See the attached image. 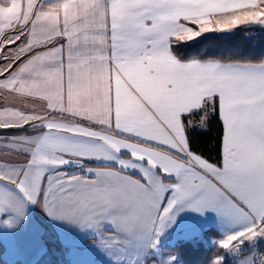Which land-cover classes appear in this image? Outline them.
<instances>
[{
    "label": "crops",
    "instance_id": "0c3cea01",
    "mask_svg": "<svg viewBox=\"0 0 264 264\" xmlns=\"http://www.w3.org/2000/svg\"><path fill=\"white\" fill-rule=\"evenodd\" d=\"M0 7L13 24L0 35V130H26L0 135V208L14 206L19 217L13 227L0 222L1 262L49 263L60 251L82 262L182 264L165 251L179 241L226 249L256 240L264 229L258 154L251 182L221 188L197 211L173 199L170 178L141 183L139 158L152 149L115 113L123 100L158 120L146 83L172 64L219 66L246 81L264 76V63H183L170 52L172 41L263 29L264 0H0ZM130 29L154 52L153 75L113 61L109 82L113 44L118 54L131 49ZM54 201L72 211L53 213Z\"/></svg>",
    "mask_w": 264,
    "mask_h": 264
},
{
    "label": "snow or ice",
    "instance_id": "6c2138e0",
    "mask_svg": "<svg viewBox=\"0 0 264 264\" xmlns=\"http://www.w3.org/2000/svg\"><path fill=\"white\" fill-rule=\"evenodd\" d=\"M227 27L224 25L222 30ZM127 38L134 41L131 49L125 47L118 54L113 44L109 82L113 61L118 67L134 65L145 71L147 77L153 75L149 58L154 52L134 29L128 31ZM159 76L158 80L146 83L154 97L153 109L158 120L155 117L145 119L138 109L127 106L123 100L115 113L125 130L134 132L152 149L139 158L146 165L136 173L142 177L141 183L146 184L157 175L161 179L170 178L177 186L173 199L203 211L204 206L215 202L221 188L235 191L254 179L252 157L258 154L259 175L264 187V76L246 81L226 75L219 66L177 64L161 71ZM193 104L197 106L192 107ZM195 113H200L197 120L193 119ZM209 115L218 119L222 126L219 165L197 154L192 145L191 133L205 128ZM169 192L172 194L171 188ZM64 210L72 211V205L53 202V213ZM18 219L14 206L0 208V222L7 221L6 226L13 227Z\"/></svg>",
    "mask_w": 264,
    "mask_h": 264
},
{
    "label": "trees",
    "instance_id": "16d2710c",
    "mask_svg": "<svg viewBox=\"0 0 264 264\" xmlns=\"http://www.w3.org/2000/svg\"><path fill=\"white\" fill-rule=\"evenodd\" d=\"M253 32L248 36L247 33ZM172 56L179 62H218L221 64L257 65L264 63V32L254 27H242L233 35L220 37L210 35L193 43L183 44L172 41ZM200 113L193 116L197 120ZM187 121V118H185ZM205 128H198L191 133L193 148L208 162L219 165L221 155L222 126L218 119L209 115ZM23 129L0 130V134H20ZM216 234V233H214ZM165 251L175 255L182 264H215V259L224 255L220 247H205L197 241H179ZM221 264H231L224 260Z\"/></svg>",
    "mask_w": 264,
    "mask_h": 264
},
{
    "label": "rangeland",
    "instance_id": "374dc122",
    "mask_svg": "<svg viewBox=\"0 0 264 264\" xmlns=\"http://www.w3.org/2000/svg\"><path fill=\"white\" fill-rule=\"evenodd\" d=\"M2 11L3 9L0 7V35L7 28L13 26V24L11 23V20L6 18V15L8 17L7 10L5 9V11L3 12V15H2ZM259 30L264 32V28L259 29ZM247 34L248 36H250L253 34V32H249ZM3 44H5V42L3 43L2 38H0V49L2 48ZM0 135H5V134H0ZM255 239L256 240L252 242L251 244H248V243L242 244L236 241H232L231 248L226 247L227 250L221 246H214V247H220L224 252V255L222 257L215 259V264H221L224 260H229L231 264H264V229L256 234ZM3 250H4L3 247H0V253H2ZM7 251H8V254L12 253V250H10L9 247H6L4 251L5 255L7 254ZM56 253L57 255L53 259L50 258L49 263L44 261L43 263H40V264H101L96 261L94 262L83 261L82 262V260L78 259L77 257L73 255H70L68 257H63L61 256L60 251H56ZM0 264H5V263L1 262L0 260Z\"/></svg>",
    "mask_w": 264,
    "mask_h": 264
}]
</instances>
